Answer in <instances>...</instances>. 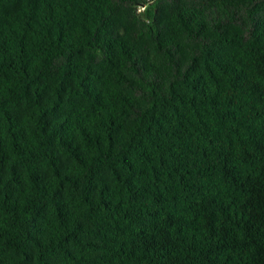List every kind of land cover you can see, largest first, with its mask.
Wrapping results in <instances>:
<instances>
[{
	"label": "trees",
	"instance_id": "trees-1",
	"mask_svg": "<svg viewBox=\"0 0 264 264\" xmlns=\"http://www.w3.org/2000/svg\"><path fill=\"white\" fill-rule=\"evenodd\" d=\"M0 264H264V0H0Z\"/></svg>",
	"mask_w": 264,
	"mask_h": 264
}]
</instances>
